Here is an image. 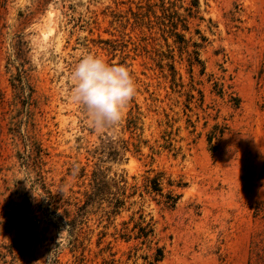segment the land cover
Masks as SVG:
<instances>
[{
	"label": "rangeland",
	"instance_id": "1",
	"mask_svg": "<svg viewBox=\"0 0 264 264\" xmlns=\"http://www.w3.org/2000/svg\"><path fill=\"white\" fill-rule=\"evenodd\" d=\"M86 53L136 83L102 131ZM0 264H264V0H0Z\"/></svg>",
	"mask_w": 264,
	"mask_h": 264
},
{
	"label": "clouds",
	"instance_id": "2",
	"mask_svg": "<svg viewBox=\"0 0 264 264\" xmlns=\"http://www.w3.org/2000/svg\"><path fill=\"white\" fill-rule=\"evenodd\" d=\"M68 76L70 99L83 108L97 131L118 125L137 91L126 65L109 63L92 53L82 55Z\"/></svg>",
	"mask_w": 264,
	"mask_h": 264
},
{
	"label": "trees",
	"instance_id": "3",
	"mask_svg": "<svg viewBox=\"0 0 264 264\" xmlns=\"http://www.w3.org/2000/svg\"><path fill=\"white\" fill-rule=\"evenodd\" d=\"M238 102V101H237ZM212 138L210 137V139H209V143H210V145L212 144ZM212 146V145H211ZM213 148V147H212ZM154 184H155V186H154V191H156V192H159V194H161L160 192H161V189L159 188V186H158V182H157V180H155L154 181ZM178 198H179V196H174V195H172L171 193L169 194V195H167L166 196V199H167V201H166V204L169 206V207H175V205H176V202H177V200H178ZM149 233H152V229H150L149 231H145L144 229H141L140 230V234H139V237H137V238H145V239H147L148 238V234ZM163 258V253H162V251L160 250L159 251V253H158V255L156 256V261H160L161 259Z\"/></svg>",
	"mask_w": 264,
	"mask_h": 264
}]
</instances>
